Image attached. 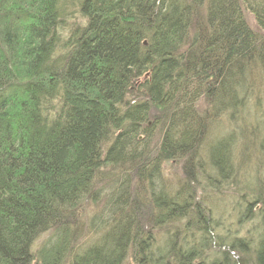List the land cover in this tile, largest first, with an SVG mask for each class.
<instances>
[{"label":"trees","instance_id":"1","mask_svg":"<svg viewBox=\"0 0 264 264\" xmlns=\"http://www.w3.org/2000/svg\"><path fill=\"white\" fill-rule=\"evenodd\" d=\"M243 10L264 33V0H0V264H264V182L237 180L231 135L205 140L264 74ZM205 165L251 196V241L210 236Z\"/></svg>","mask_w":264,"mask_h":264},{"label":"rangeland","instance_id":"2","mask_svg":"<svg viewBox=\"0 0 264 264\" xmlns=\"http://www.w3.org/2000/svg\"><path fill=\"white\" fill-rule=\"evenodd\" d=\"M243 15L249 29L257 34L258 38L264 41V33L256 25L253 15L246 10H243ZM75 17H69L68 24ZM68 30V28L65 29L66 34ZM66 34H61L62 37L58 38L57 46L62 45V43L66 41ZM59 46L58 51L60 50ZM247 81L248 84L251 85V88L249 91H246L245 95L240 100V106L236 112L231 113L225 111L218 117H214L211 115L212 112L209 111L210 119L213 117V120L210 122L211 125L208 127V135L205 140L210 142L224 135H231L232 140L234 139V147L231 153L232 171L236 169L237 180L241 181L243 184L252 180L253 176L259 173L260 175H258L262 180L260 186L262 187L264 182V152L260 150L261 146L259 144L262 143L264 139V74L261 73V70L256 64L252 66ZM207 106L208 105L203 100H200L197 104V109L200 113H203ZM197 166H200V164L197 163ZM185 167L186 159L169 161L166 163V165L163 166V176L166 184L175 185L176 187L183 184L186 181ZM212 175L208 165H205L204 176L199 174L200 178L198 179V183L200 186L195 192L198 201L206 202L209 206L213 207V212L211 214L213 219L220 225L210 236L214 239L223 237L226 245L231 243V239L234 236L250 239L251 241L252 238H255L254 226L257 224L255 222L246 221V218L241 216V214L244 213L242 209L243 205L246 201L250 200L251 196H246L245 190L236 189L234 186L228 188L225 186V189L224 187H219L220 189L222 188L221 193H219V191L215 192L214 188H211L207 184V179ZM202 180L203 182L201 183ZM106 182L105 180H101L99 187H105ZM241 196L243 201L240 199ZM255 206L254 208H256ZM90 209V204H86L84 213L86 214V211L88 213ZM252 210L255 211L253 208ZM255 220L257 219L254 218L252 221ZM182 223L183 220L172 224L168 231L174 232L181 230L183 228ZM250 230H252V237H249L251 236L248 232ZM159 233L161 235L163 232L160 230ZM229 255L231 256V260H234V264L239 263V260L245 258V255L240 254L238 251H231ZM250 255L251 253L246 255V257Z\"/></svg>","mask_w":264,"mask_h":264}]
</instances>
